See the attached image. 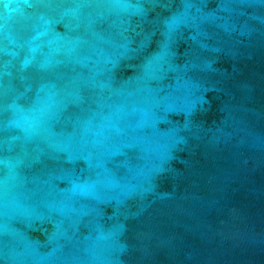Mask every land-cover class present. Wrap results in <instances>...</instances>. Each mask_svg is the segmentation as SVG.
<instances>
[{"label": "water", "instance_id": "95a60500", "mask_svg": "<svg viewBox=\"0 0 264 264\" xmlns=\"http://www.w3.org/2000/svg\"><path fill=\"white\" fill-rule=\"evenodd\" d=\"M0 264H264V0H0Z\"/></svg>", "mask_w": 264, "mask_h": 264}]
</instances>
